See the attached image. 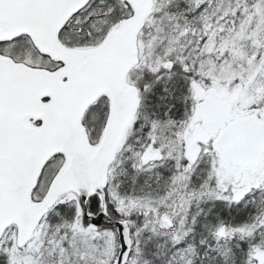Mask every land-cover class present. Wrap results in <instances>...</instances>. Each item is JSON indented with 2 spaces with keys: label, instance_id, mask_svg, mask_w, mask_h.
I'll return each mask as SVG.
<instances>
[{
  "label": "snow or ice",
  "instance_id": "snow-or-ice-1",
  "mask_svg": "<svg viewBox=\"0 0 264 264\" xmlns=\"http://www.w3.org/2000/svg\"><path fill=\"white\" fill-rule=\"evenodd\" d=\"M0 264H264V0H0Z\"/></svg>",
  "mask_w": 264,
  "mask_h": 264
}]
</instances>
